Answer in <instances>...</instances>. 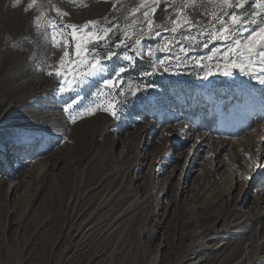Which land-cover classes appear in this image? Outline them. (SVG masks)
Wrapping results in <instances>:
<instances>
[{
	"label": "rangeland",
	"instance_id": "374dc122",
	"mask_svg": "<svg viewBox=\"0 0 264 264\" xmlns=\"http://www.w3.org/2000/svg\"><path fill=\"white\" fill-rule=\"evenodd\" d=\"M29 3L0 0V264H264V84L226 76L215 61L202 79L194 64L227 42L204 48L205 36L157 52L169 71L139 57L121 87L141 91L114 94L117 117L98 110L73 123L68 95L46 74L62 53L34 28L38 9L123 27L149 3L136 13L160 25L147 48L172 37V0H37L25 11ZM88 92L81 110L101 102Z\"/></svg>",
	"mask_w": 264,
	"mask_h": 264
},
{
	"label": "snow or ice",
	"instance_id": "6c2138e0",
	"mask_svg": "<svg viewBox=\"0 0 264 264\" xmlns=\"http://www.w3.org/2000/svg\"><path fill=\"white\" fill-rule=\"evenodd\" d=\"M155 2L158 5L160 0ZM172 3L175 18L170 20L171 27L165 29L172 33V37L162 45H149L147 48L142 46V41L153 35L160 36V32L155 31L160 25L150 17L149 11L143 12L142 21L136 18V13L140 8L147 9L149 3L130 9L129 15L133 18L130 24L123 27L106 17L102 20H89L83 25L68 24L63 21L68 13L54 5L53 10L60 17L59 20L50 19L46 10L38 9V15L34 17V28L51 47L62 53L56 65L49 66L46 74L57 78L58 95H68L63 111L69 114L71 122L75 123L84 115H94L98 110L117 117L118 102L114 94L126 96L131 93L135 96L141 91L139 85L134 87L131 81L127 85V92L121 87L128 66L134 67L137 59L146 55L153 69L163 67L164 71H169L170 67L165 66L166 59L157 57V52L169 53L181 41L195 47L193 42L198 44V37H208L203 43L204 48L213 41L227 42L223 48L213 47L207 56L194 59L196 68L204 71L202 79L213 74L211 62L215 61V68L226 76L231 75L232 70H238L244 75L258 77L260 83L264 84V0H180L178 5L176 0H172ZM36 6L37 0H30L25 11ZM116 6L114 3L113 7ZM247 7L252 11H247ZM152 12H155V8H152ZM197 15L207 17V21L197 19ZM138 24L140 27L137 29ZM245 32L248 33L246 36L243 35ZM118 34L119 38L114 40ZM177 34H181L179 39ZM179 51L187 53L189 48L180 46ZM205 60L209 63H204ZM113 61L119 66L110 67ZM176 61L177 67L185 63L179 55ZM153 74L155 71L149 72L146 69L142 73L144 76ZM93 88L101 102L81 110L79 105L85 97L80 93L88 89L91 95ZM117 89H120L118 93ZM104 99H107L106 104L103 103Z\"/></svg>",
	"mask_w": 264,
	"mask_h": 264
},
{
	"label": "bare ground",
	"instance_id": "6f19581e",
	"mask_svg": "<svg viewBox=\"0 0 264 264\" xmlns=\"http://www.w3.org/2000/svg\"><path fill=\"white\" fill-rule=\"evenodd\" d=\"M247 253H248V252H245V253H244V257H243V258L246 259V260H247ZM153 264H157V258H156V257L153 259Z\"/></svg>",
	"mask_w": 264,
	"mask_h": 264
}]
</instances>
